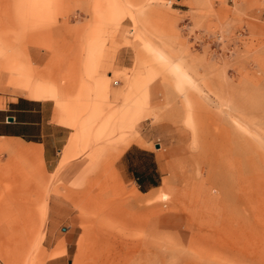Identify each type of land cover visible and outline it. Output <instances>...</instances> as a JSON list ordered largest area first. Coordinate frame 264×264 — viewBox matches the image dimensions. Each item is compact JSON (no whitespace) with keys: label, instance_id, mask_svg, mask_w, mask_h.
I'll use <instances>...</instances> for the list:
<instances>
[{"label":"rangeland","instance_id":"obj_1","mask_svg":"<svg viewBox=\"0 0 264 264\" xmlns=\"http://www.w3.org/2000/svg\"><path fill=\"white\" fill-rule=\"evenodd\" d=\"M21 89L69 121L50 162L0 149V264L64 228L70 264H264V0H0Z\"/></svg>","mask_w":264,"mask_h":264},{"label":"crops","instance_id":"obj_2","mask_svg":"<svg viewBox=\"0 0 264 264\" xmlns=\"http://www.w3.org/2000/svg\"><path fill=\"white\" fill-rule=\"evenodd\" d=\"M20 92L25 95H4V98L0 96V99H3V103L0 104V137L13 140L0 141V149H6L12 159L28 154L30 150H33L32 147H41L44 158L50 162L53 158V147L48 145L50 139L47 135L51 134L50 130L54 132L53 130L60 129L59 125L52 121V116L58 122L68 125V107H61L60 111L58 113L55 111L53 115V100L51 98L36 99L27 95L22 89ZM9 116L12 117L11 120L8 119ZM131 148L132 145L127 147L124 152L127 153ZM164 180V184H168L169 180ZM154 185V183H150L145 189ZM138 196L140 195L135 194L134 201L140 200ZM63 240L65 243L63 252L58 255L51 254L54 251L50 252L51 258H49L48 264H70L74 233L64 228ZM76 264H80V260H76Z\"/></svg>","mask_w":264,"mask_h":264},{"label":"water","instance_id":"obj_3","mask_svg":"<svg viewBox=\"0 0 264 264\" xmlns=\"http://www.w3.org/2000/svg\"><path fill=\"white\" fill-rule=\"evenodd\" d=\"M11 118H12L11 116L8 117L9 120H11ZM157 146H158V143H157Z\"/></svg>","mask_w":264,"mask_h":264},{"label":"bare ground","instance_id":"obj_4","mask_svg":"<svg viewBox=\"0 0 264 264\" xmlns=\"http://www.w3.org/2000/svg\"><path fill=\"white\" fill-rule=\"evenodd\" d=\"M166 195V194H165Z\"/></svg>","mask_w":264,"mask_h":264}]
</instances>
